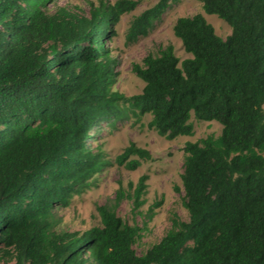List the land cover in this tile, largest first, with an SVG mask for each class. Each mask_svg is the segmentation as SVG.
<instances>
[{
  "label": "trees",
  "instance_id": "obj_1",
  "mask_svg": "<svg viewBox=\"0 0 264 264\" xmlns=\"http://www.w3.org/2000/svg\"><path fill=\"white\" fill-rule=\"evenodd\" d=\"M96 1L84 16L51 12L55 0H0V262L264 264V0H196L231 34L221 39L201 14L178 18L173 34L190 57L180 61L171 45L146 55L132 65L144 86L131 97L113 89L109 43L141 0ZM178 1L157 0L134 17L126 41L146 37ZM126 105L137 118L150 115L148 127L167 140L192 136L191 117L222 126L218 137L185 143L188 220L172 214L140 256L142 228L116 209L125 199L133 211L144 204L146 176L97 207L99 225L83 233L61 229L58 215L109 165L99 132L123 119ZM129 157L138 159L130 170L151 160L134 144L118 163Z\"/></svg>",
  "mask_w": 264,
  "mask_h": 264
},
{
  "label": "rangeland",
  "instance_id": "obj_2",
  "mask_svg": "<svg viewBox=\"0 0 264 264\" xmlns=\"http://www.w3.org/2000/svg\"><path fill=\"white\" fill-rule=\"evenodd\" d=\"M108 1L109 4H114L118 0ZM156 2L157 0H141L134 11L123 15L114 29L116 36L109 43L111 56L117 63L116 83L113 89L125 97L141 93L144 84L132 73L131 68L134 64H141L146 55H156L161 48L171 45L180 61L190 57L184 52L181 42L173 34L172 28L178 18L201 14L221 39L231 34V28L217 16L204 13L198 1L179 0L170 4L146 37L139 38L134 43H128L126 33L132 19ZM93 4L96 6L97 1L55 0L49 5V10L54 12L63 8L71 13L88 16ZM150 120V115L137 118L131 108L126 105L123 119L114 120L113 125H102L98 140L109 165L86 193L74 198L69 208L58 212L61 218V229L83 233L99 225L97 207L111 204L119 188L125 194H132L142 176L147 178L144 204L137 211H133L132 202L125 199L116 209L121 219L143 230L141 237L133 246L136 255L140 256L145 253L165 235L171 228L172 214L182 221L188 220L187 211L183 207L184 193L181 175L184 154L182 149L187 142L194 143L207 136L218 137L222 126L215 121H196L191 117L190 122L194 128L192 136H178L173 140H167L148 127ZM130 144L148 151L151 160H139L140 164L134 170L127 169L126 164L132 160H138L137 157H129L119 164L118 156ZM157 204L158 207L153 208L151 219L147 221L145 218L150 209ZM0 264L4 262L1 261Z\"/></svg>",
  "mask_w": 264,
  "mask_h": 264
}]
</instances>
